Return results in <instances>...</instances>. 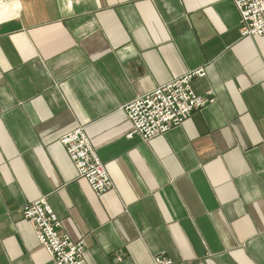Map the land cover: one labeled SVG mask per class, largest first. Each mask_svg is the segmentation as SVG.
Masks as SVG:
<instances>
[{
    "label": "crops",
    "instance_id": "obj_1",
    "mask_svg": "<svg viewBox=\"0 0 264 264\" xmlns=\"http://www.w3.org/2000/svg\"><path fill=\"white\" fill-rule=\"evenodd\" d=\"M203 70L212 102L150 141L126 106ZM84 127L114 189L61 138ZM88 264H264V37L233 0H0V264H52L41 198Z\"/></svg>",
    "mask_w": 264,
    "mask_h": 264
},
{
    "label": "built area",
    "instance_id": "obj_2",
    "mask_svg": "<svg viewBox=\"0 0 264 264\" xmlns=\"http://www.w3.org/2000/svg\"><path fill=\"white\" fill-rule=\"evenodd\" d=\"M237 8L244 37H264V0H233ZM206 74L199 70L156 88L151 93L129 103L125 110L133 131L130 137L139 136L150 141L184 124L194 112L212 102L209 96L198 95L192 81ZM78 177L85 179L98 196L114 189V182L98 150L92 144L86 129L78 127L61 138ZM24 218L35 226L39 243L49 254L52 264H88L85 258V241L74 242L61 231V222L47 201L41 198L23 208ZM153 264H181L163 255L156 256Z\"/></svg>",
    "mask_w": 264,
    "mask_h": 264
}]
</instances>
